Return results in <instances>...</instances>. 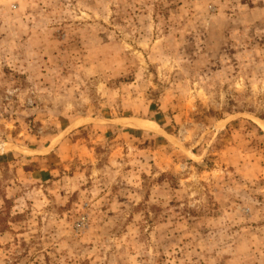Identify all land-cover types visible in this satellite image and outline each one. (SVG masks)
Masks as SVG:
<instances>
[{
  "label": "rangeland",
  "instance_id": "rangeland-1",
  "mask_svg": "<svg viewBox=\"0 0 264 264\" xmlns=\"http://www.w3.org/2000/svg\"><path fill=\"white\" fill-rule=\"evenodd\" d=\"M0 264H264V0H0Z\"/></svg>",
  "mask_w": 264,
  "mask_h": 264
}]
</instances>
